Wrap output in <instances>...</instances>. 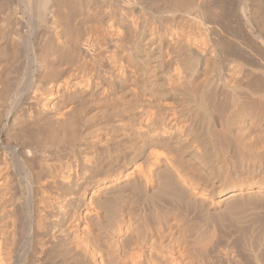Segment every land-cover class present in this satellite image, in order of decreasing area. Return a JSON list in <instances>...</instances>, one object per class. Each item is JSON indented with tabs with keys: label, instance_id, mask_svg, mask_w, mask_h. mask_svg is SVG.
<instances>
[{
	"label": "bare ground",
	"instance_id": "1",
	"mask_svg": "<svg viewBox=\"0 0 264 264\" xmlns=\"http://www.w3.org/2000/svg\"><path fill=\"white\" fill-rule=\"evenodd\" d=\"M0 264H264V0H0Z\"/></svg>",
	"mask_w": 264,
	"mask_h": 264
}]
</instances>
